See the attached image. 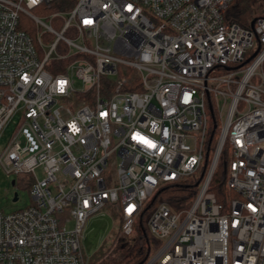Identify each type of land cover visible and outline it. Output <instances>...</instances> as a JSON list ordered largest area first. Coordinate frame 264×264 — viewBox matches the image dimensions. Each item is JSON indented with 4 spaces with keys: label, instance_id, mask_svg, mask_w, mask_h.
Instances as JSON below:
<instances>
[{
    "label": "built area",
    "instance_id": "obj_1",
    "mask_svg": "<svg viewBox=\"0 0 264 264\" xmlns=\"http://www.w3.org/2000/svg\"><path fill=\"white\" fill-rule=\"evenodd\" d=\"M57 1L0 0V140L20 115L0 170L33 201L0 211V264H89L86 236L101 244L114 225L104 208L131 236L161 188L199 173L188 208L153 210L160 246L144 264H264V10L244 28L226 20L233 0H77L51 17L58 31L34 14ZM130 72L140 91L127 90Z\"/></svg>",
    "mask_w": 264,
    "mask_h": 264
},
{
    "label": "rangeland",
    "instance_id": "obj_2",
    "mask_svg": "<svg viewBox=\"0 0 264 264\" xmlns=\"http://www.w3.org/2000/svg\"><path fill=\"white\" fill-rule=\"evenodd\" d=\"M252 7L253 14L251 15V19L249 22L253 21L255 18H257L259 15L262 14L264 10V6L261 0H254L253 2H250ZM65 11L61 9H51L48 11H43L42 9H38L34 11V14L42 17L45 19L47 23H51L54 28H56L58 31L62 30V20L61 18L57 19H51V17L57 13H64ZM22 22L23 25L26 28H29L33 34L36 36L38 30L36 25L28 18L27 16H22ZM44 29L41 30L43 33ZM75 35L73 31H69L67 36L71 37ZM54 37H50L48 35H45L43 37V40L47 44H51L54 41ZM58 53L60 55H65L67 53V48L65 45L61 44L59 46ZM63 64V62H62ZM61 64H53L52 67H47V70L50 71L53 74H58L61 71ZM126 72L124 67H120V73L124 74ZM75 87L77 89H82L83 85L79 82H76ZM20 120V115L17 116L15 119H13L8 127L5 129L2 138L0 140V150H2L9 140L13 137V135L16 132L18 122ZM209 121L212 124V117L209 116ZM209 132V136H210ZM37 178L43 179L44 174L42 169L37 170ZM200 177V173L197 174V176H191L188 178L189 182L195 184L197 183V179ZM21 178L12 176L8 177L6 173L3 170H0V211L5 212L6 214L15 212L20 209L27 208L32 204V197H31V189L24 188L21 184ZM18 194L19 200L17 202L14 201L15 195ZM229 194L226 193L225 197L228 198ZM102 213H106L110 216H112L114 220V225L112 229L107 233L105 238L103 239V242L100 244L99 239H95L94 235L92 233H88L86 236L84 247L86 251L88 252L90 258H89V264H99L102 261H113L118 256L127 254L129 249H131L134 245H136V242L138 240V228L135 230V232L131 235H125L123 233L122 229V222L118 217V214L111 208L106 207L102 211ZM147 225V224H146ZM148 226V225H147ZM68 229H72L73 224H68ZM91 234V236H90ZM91 237V238H90ZM155 252V251H154ZM153 252V253H154Z\"/></svg>",
    "mask_w": 264,
    "mask_h": 264
},
{
    "label": "trees",
    "instance_id": "obj_3",
    "mask_svg": "<svg viewBox=\"0 0 264 264\" xmlns=\"http://www.w3.org/2000/svg\"><path fill=\"white\" fill-rule=\"evenodd\" d=\"M254 0H233L227 15L226 20L229 23H237L244 28H248L251 26L252 22L256 20V18L249 22L251 19L252 7L250 2ZM77 0H59L54 3L51 9H61L63 11H69L73 9ZM25 30L29 31V33L33 34V32L23 27ZM128 78V91H140L138 87H135V84L138 82V78L135 76L133 72H130L127 75ZM91 99V94H87L82 96V100L89 101ZM216 128L214 126L211 127V135L207 145V152L208 155L215 150L217 145V139L219 137L220 132V123L216 118L215 121ZM226 158H227V149H225L224 153L222 154L219 162L218 169L214 176L211 191L216 194L219 200H222L223 195H225V181L227 175V165H226ZM197 183L193 184L189 181L182 183V184H175L171 186H167L161 188L153 199L148 203L144 212L140 216V218L136 221L133 233L138 228V240L136 245H134L131 249H129L127 254H123L118 256L113 261H102L99 264H144L149 259L150 255L156 251L159 246L160 242L155 239L150 231L148 226L146 225L153 210L160 204V203H167L171 208L176 211H180L183 209L188 208L196 193H197Z\"/></svg>",
    "mask_w": 264,
    "mask_h": 264
},
{
    "label": "snow or ice",
    "instance_id": "obj_4",
    "mask_svg": "<svg viewBox=\"0 0 264 264\" xmlns=\"http://www.w3.org/2000/svg\"><path fill=\"white\" fill-rule=\"evenodd\" d=\"M33 2H34V0H33ZM136 138H137L136 136L133 137V139H136ZM140 139H141V140H144L145 143H148L150 147L153 146V145H152L149 141H147L145 138L140 137Z\"/></svg>",
    "mask_w": 264,
    "mask_h": 264
},
{
    "label": "water",
    "instance_id": "obj_5",
    "mask_svg": "<svg viewBox=\"0 0 264 264\" xmlns=\"http://www.w3.org/2000/svg\"><path fill=\"white\" fill-rule=\"evenodd\" d=\"M254 25H255V21L252 22V28H254ZM214 128H216V126ZM14 201H17V194L15 195Z\"/></svg>",
    "mask_w": 264,
    "mask_h": 264
}]
</instances>
